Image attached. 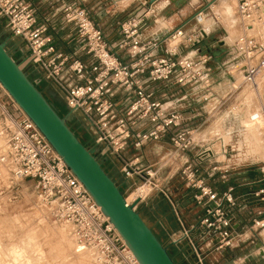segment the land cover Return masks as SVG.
Segmentation results:
<instances>
[{
  "label": "built area",
  "instance_id": "1",
  "mask_svg": "<svg viewBox=\"0 0 264 264\" xmlns=\"http://www.w3.org/2000/svg\"><path fill=\"white\" fill-rule=\"evenodd\" d=\"M53 1H61L60 11L76 27L72 54L57 47L48 26L39 22L27 0H0V17L6 20L22 63L33 65L60 88L69 117L88 131L90 149L97 158L119 159L126 180L136 176L142 180L137 189L159 187L154 181L160 168H143L138 156L128 160L124 152L168 137L174 148L170 158L184 157L177 171L195 190L194 201L203 208L196 226L201 238H215L218 249L224 250L241 246L244 237L253 238V230H264V217H255L248 233L237 227L235 185L220 190L207 181L217 173L226 181L235 167L230 162L223 167L218 164L217 154L206 146L207 138L201 131L205 121L191 125L200 113L193 117L184 111L195 100H213L215 106L223 107L232 95L222 96L216 87L226 75L233 76L234 70L242 72L244 83L264 94V0H227L236 5L242 33L231 42H220L221 56L204 50L213 33L206 21L219 0L199 6L192 17L162 34L145 35L149 11L131 15L123 22L116 45L108 41L86 8L67 0ZM230 48L236 57L219 66L216 58H225ZM82 54L90 60H83ZM175 87L181 89L180 94L174 93ZM230 112L229 119H236ZM259 116L264 131V104ZM217 139L223 140L218 135ZM191 152L194 156H186ZM261 163L263 184L254 196L264 201V160ZM0 165L10 173L12 185L35 182L40 197L51 206V215L67 225L78 251L90 252L92 264H141L82 181L1 82ZM125 198L128 204L137 205L146 197L130 202L126 194ZM184 232L203 264L189 230ZM261 251L263 254L264 243ZM246 260L239 258L238 264H246Z\"/></svg>",
  "mask_w": 264,
  "mask_h": 264
},
{
  "label": "rangeland",
  "instance_id": "2",
  "mask_svg": "<svg viewBox=\"0 0 264 264\" xmlns=\"http://www.w3.org/2000/svg\"><path fill=\"white\" fill-rule=\"evenodd\" d=\"M162 1L171 3L172 0H160L159 5H162ZM212 1L213 0L210 2ZM199 3V0H185L183 4V9H185L184 12H186L185 14L187 16L194 14L200 5ZM179 6H181V4ZM228 6L229 5L223 2L219 5L215 4L210 17L206 21V25L211 28H214L215 25V30L211 35V43H215L210 46V41H207L209 42L207 43L208 45H206L207 52L220 51L222 46H219V40L230 42L228 41L230 40L228 39L230 35L239 36L242 32V30L240 32L237 26L234 30L233 28H229L230 32H228L221 19L216 21L215 18L218 15L215 11L220 14H226V12L229 11L227 9ZM56 7L58 8L59 6ZM175 12H177V10ZM159 17L166 16L162 13ZM229 50L230 52L225 56V62H230L232 58L236 57V51H234L233 48ZM18 62L24 70H28V66L22 63V57L18 58ZM229 65L230 64H227L226 66ZM226 66H224L223 69L224 72L228 73ZM239 72L237 71L233 76L226 75L222 83L217 86L220 95L225 96L228 93L232 95V98L223 107L216 104L217 108H215V101H211L201 104L192 103L185 108V112L188 116H193L197 113L201 114L203 120H200L198 117L193 118L191 120V125L202 124V122L205 121L201 131L205 138H210V140H212L207 146L217 152L215 157L219 162L218 164L223 167L227 162H230L235 168L237 167V169H233L228 173L226 181H223L220 173H217L213 177H207V181L219 189L225 187L226 184H230V182L240 183L245 180L251 182L250 185L256 186L257 189L263 184L260 180L263 178L261 162L264 160V157L247 155V148L243 149L244 152L242 156L239 155L238 140L242 138V135L243 140L246 139L252 150L255 149L257 152L262 150V148H257V137H254L253 130H251L249 125L245 122V115L235 110V108L238 107V104H235L239 103L240 106L246 92H249L248 89H245L249 86L244 83V81H242L241 84H236L238 82L237 78L241 76V71L239 70ZM250 90L251 96L254 99H258L257 93L253 89ZM173 91L174 93H181V89L176 87ZM260 94L264 104V94L262 92H260ZM231 110L236 119L232 120L231 123L227 122L225 124V120L230 118L226 113ZM229 114L232 118V114L230 112ZM260 124L263 126L262 122H260ZM72 127L75 128V125L72 124ZM233 131L236 132L232 135L228 134ZM86 133H88L87 130ZM237 134L238 136H236ZM258 134L264 135V133L261 134L257 132V135ZM78 135L81 139L86 141L83 132L77 131V136ZM217 135L224 137L226 142L234 140L230 144L236 146L235 151H230L226 158L222 154L221 143L216 141ZM260 153L261 152H259V154ZM100 160L104 161L102 158ZM178 166H180V164L175 167V170H177ZM203 166H208V163H204ZM239 171L243 173H238ZM176 172L169 186L182 189V184L184 185L185 181L182 179L180 171ZM158 176L159 175H157V178ZM9 178L10 173L8 170L0 165V264H92L91 257L87 252L75 250L76 245L70 233V229L66 224L56 221L51 215V206L42 200L39 191L35 188V182L32 180H25L19 184L12 185L9 182ZM157 178L154 182L157 183L159 187L148 189V191H150L147 192L146 198L138 207V210L147 218L145 221L156 231L154 233L159 240L162 239V241L166 243L169 253H171V256L177 264H184L182 262L183 256L187 258L186 262L189 261L190 264H198L197 253L187 240L180 239L177 242H172V238H170V240L166 242L163 236L162 231L170 232L171 226L178 225L179 223L175 217L171 218L169 215H166L167 213L171 214L172 208L164 193L160 190L164 185L161 184V180H157ZM142 183L139 177H135L131 184L132 187L130 190H125V194L131 198L133 194L137 192V187L141 186ZM260 200L252 202V204L244 203L247 210L245 214L243 213L246 223L242 224L243 228L240 229L241 232L247 231L248 233L253 219L262 216V213L260 214L259 212L261 211L260 209H264V204H261V202L264 201ZM150 215L155 217L154 221L150 219ZM169 218L171 219L169 220ZM252 234L253 238L251 239L246 240V237H244L242 245L235 250V254L238 257L237 259H247L246 264H264V253L261 254V252H263L261 251V247L264 243V230L259 228L258 230H253ZM178 236L179 235H176L174 240H176Z\"/></svg>",
  "mask_w": 264,
  "mask_h": 264
},
{
  "label": "crops",
  "instance_id": "3",
  "mask_svg": "<svg viewBox=\"0 0 264 264\" xmlns=\"http://www.w3.org/2000/svg\"><path fill=\"white\" fill-rule=\"evenodd\" d=\"M27 1L35 9L39 22L45 23L48 26V31L50 34L54 36L57 47L66 54H72L76 45V34H77L76 27L71 22H68L65 19L62 11H60V8L56 7V6H60L61 1H53V0H27ZM67 1L75 2L80 6L86 8L92 20L104 31L106 38L112 45H116L119 42L121 38L122 24L131 15L140 14L142 12L149 11V16H150L148 20L149 26L145 29L144 32L145 35H151L153 33L162 34L166 32L168 29L180 25L182 22L186 21L187 19L193 16V14L189 16L185 14L186 13L184 12L185 9H183L184 6L183 4L185 0H172L171 3L168 2L166 3L165 1H162L161 3L162 5H159L160 0H157L153 3L150 2V0H67ZM199 1H200L199 6H201L203 4L208 3L210 0H199ZM221 2L229 5L231 8V12L228 11L226 12V14H220L217 11H215L216 14L219 16V18L222 20V23L225 24L228 32H230L229 28L232 25L231 23L233 24L236 23L237 27L241 29L240 16L236 11L235 4L228 2L227 0H219L218 3H216V5H219ZM180 4L181 6H179ZM176 10L177 12H175ZM162 13L166 17H159ZM212 29L213 31L215 30V25L214 28ZM236 36L237 35L235 36L230 35V37L228 38L230 40L228 41L230 42L233 41L238 37ZM0 40L5 41L7 43V49L17 61L19 57L20 58L22 57V54L19 52L16 42L10 37V35L7 32L6 20L1 17H0ZM207 41H210V43ZM207 41H206V45H208L207 43H209V45L211 46L212 44L215 43L214 41H213L214 43H211L212 41L211 36L208 38ZM218 42L220 43L222 42V40H219ZM206 45L204 50H206ZM81 57L85 61L90 60V58H88L86 55L82 54ZM216 59L218 61V65L222 67V63H225L226 58H216ZM237 71L239 72V70H234L232 72L236 73ZM25 72L36 83L38 88L43 92L46 98L53 104V106L57 109V111L62 116H65L67 118L68 123L70 127L74 130V132L76 134L77 131L83 132L86 141L81 139L79 135L78 137L88 148H90L91 137L88 133H86L85 128L81 124H79V122L69 117L68 115L69 111L63 99V94L60 88L54 82L44 78L33 65H28V70L27 71L25 70ZM237 79L238 82L236 84L237 85L241 84L243 81L242 72H241V76ZM190 103L201 104L205 102H197L195 100V101H191ZM184 111L186 110L184 109ZM195 115L196 114H194L193 117ZM228 116H230V114H228ZM196 117H198L200 120H203L201 114L199 116H195L194 118ZM227 120H225L226 121L225 124L227 122L231 123L233 119H227ZM72 124L75 125V128L72 127ZM260 127L263 131V126ZM235 132L236 131H233L228 134L232 135ZM236 136H238V134ZM222 138L224 141L217 138L216 141L221 143L222 154L226 158L229 155L230 151H235L236 146L230 144L234 140H230L226 142L225 138L224 137ZM241 140H243V135ZM244 140H243L244 142L243 149L247 148L246 149L247 155L249 156L251 155L253 157H257V156L264 157V147L262 148V150H259V152H261L259 154L257 150L255 149L252 150L249 147V144L246 141V139ZM210 142H212V140H210V138H207L206 146ZM225 150L227 154H225ZM173 152H174V148L168 137H164L160 141H151L140 149H134L133 147H130L128 150L124 152V156L128 160H131L136 156H138L140 161L139 166L143 168H148L153 170L160 168L157 174L159 175L157 180L158 179L161 180L160 181L161 184L164 185L163 188L165 189L160 188V190L164 193L167 201L169 202V205L172 208L171 214L167 213L166 215H169L171 218L175 217L179 223L178 225H172L170 232L162 231L163 236L166 239V242H168L170 238H172V242H175L173 240L176 235H179L178 236L179 238L177 237L178 241L180 239L182 240L185 239L189 242V239L185 236V232H184V230L186 229L189 230V237L196 242L197 247L199 248V254L202 258L203 264H238L239 259H237L238 257L235 254V250L238 247L226 248L224 250L218 249L217 240L215 238L203 239L199 235V230L196 228V226L199 224L203 216V208L194 201L195 190L189 188L186 185V183L184 185L182 184V189H179L178 187L169 186V184L174 179L177 173L175 167L181 163L182 159H184L183 156L177 157L176 159L170 158V154ZM214 152L217 154L216 151ZM243 152L244 151H242L241 156L243 155ZM187 155L194 156V153L193 152L186 153V156ZM162 164H164V166H162ZM102 165L104 169L107 171V173L115 180V182L118 184V186L121 188V190L124 193L125 190L128 189L130 190V188L132 187L131 184L133 183L135 177L130 181L126 180V178L121 172V162L119 159L112 158V159L104 160L102 161ZM235 169H237V167ZM238 173H243V172L239 171ZM250 184L251 182H248L246 180L240 183L230 182V184H226L225 187L220 189V190L225 189L229 185H235L236 187L235 193L238 196V204L235 208V217H236V225L240 229L243 228L242 224L246 223L244 214L245 212H247V210L245 208L246 206L244 205V203L252 204V202L260 200V198L254 196V191L257 190L256 186ZM143 202L144 201L138 203L136 205V209L141 214L143 219L147 220V218L138 210V207ZM261 204L263 205L264 202H261ZM260 210L261 211L259 213L260 214L262 213V216L260 217H264V209L262 208ZM171 218H169V220ZM150 219L154 221L155 217L153 215H150ZM148 225L152 228L150 224ZM152 230L156 232L153 228ZM160 241L166 246V243L162 241V239ZM186 259L187 258L183 256L182 262L184 264L185 263L190 264L189 261L186 262ZM197 263L201 264L199 261H197Z\"/></svg>",
  "mask_w": 264,
  "mask_h": 264
},
{
  "label": "water",
  "instance_id": "4",
  "mask_svg": "<svg viewBox=\"0 0 264 264\" xmlns=\"http://www.w3.org/2000/svg\"><path fill=\"white\" fill-rule=\"evenodd\" d=\"M157 0H150L155 2ZM221 56V52H215ZM0 82L35 122L110 218L141 264H177L167 247L0 40Z\"/></svg>",
  "mask_w": 264,
  "mask_h": 264
},
{
  "label": "bare ground",
  "instance_id": "5",
  "mask_svg": "<svg viewBox=\"0 0 264 264\" xmlns=\"http://www.w3.org/2000/svg\"><path fill=\"white\" fill-rule=\"evenodd\" d=\"M215 5V4H214ZM236 6V5H235ZM227 9L229 11H231V8L228 6ZM236 11H237V8H236ZM229 22V21H228ZM235 22V21H234ZM230 25V23H229ZM236 23L233 24L230 26V28H233V30L236 28ZM242 30V27L240 29V32ZM233 32V31H232ZM235 33V32H233ZM242 33V32H241ZM241 35V34H240ZM238 36V35H237ZM236 36V37H237ZM235 37V38H236ZM233 39V38H232ZM245 89H248V93L246 92L244 98H243V102L242 104H244V107H241L239 106V104L237 105L238 107L235 108L236 111H238L239 113H242L245 115V122L249 125V127L251 128V130H253L252 132H254L253 134L255 135L254 137H257V148H263V132L261 127L262 126L260 124L261 120L259 119L260 116H259V113H260V108H261V105L263 104V99H262V96L260 94V92L256 89H253L251 87H246ZM244 89V90H245ZM250 89H253L256 93H257V96H258V99H254L252 96H251V90ZM246 91V90H245ZM243 94V93H242ZM230 111H227L226 114H229ZM231 113V112H230ZM211 127V126H210ZM257 132L261 133L262 135L258 134L257 135ZM261 136H262V139H261ZM238 144H239V155L242 154V151H243V147H244V142L243 140H238ZM217 147V146H216ZM219 148V147H218ZM216 150V149H215ZM219 150V149H218ZM150 187H140L137 189V192H135L133 194V196L131 198H128V202H130V199L134 200V199H138V198H145L146 195H147V192L148 189ZM136 191V190H135ZM69 236V235H68ZM72 240V239H71ZM75 250H76V247H75ZM78 251V250H77ZM87 252L89 254V256L91 257V261H92V255L90 254V252L88 250H81V252Z\"/></svg>",
  "mask_w": 264,
  "mask_h": 264
}]
</instances>
